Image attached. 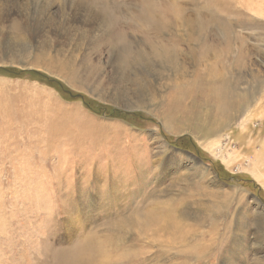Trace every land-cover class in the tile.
Returning <instances> with one entry per match:
<instances>
[{"label": "rangeland", "instance_id": "obj_1", "mask_svg": "<svg viewBox=\"0 0 264 264\" xmlns=\"http://www.w3.org/2000/svg\"><path fill=\"white\" fill-rule=\"evenodd\" d=\"M89 261L264 264V0H0V264Z\"/></svg>", "mask_w": 264, "mask_h": 264}, {"label": "bare ground", "instance_id": "obj_2", "mask_svg": "<svg viewBox=\"0 0 264 264\" xmlns=\"http://www.w3.org/2000/svg\"><path fill=\"white\" fill-rule=\"evenodd\" d=\"M163 22V21H162ZM255 81V80H254ZM226 85V84H225ZM237 85V84H236ZM249 85H251V86H253L252 88H251V91H252V89L254 88V90L256 89V83H254V85L253 84H249ZM260 84L258 83V86H259ZM240 86V85H239ZM247 87V86H246ZM249 88V87H248ZM242 90V89H241ZM258 90V89H257ZM257 92V95L259 94V91H256ZM255 92V93H256ZM223 94H224V90H223V92H222ZM244 93V92H243ZM260 95V94H259ZM251 99H255L254 97H251ZM224 103H223V111H224V113H225V115H226V117L227 118H229V116L231 115V112L235 109V107L237 108V106L235 105V103H233V102H230V99H228V98H226V96L224 97ZM246 103V102H245ZM239 104V103H238ZM241 106V105H240ZM239 107V106H238ZM245 109V108H244ZM241 110V109H240ZM235 112V111H234ZM244 114V113H243ZM236 115L237 114H234L233 115V117H236ZM196 117V116H195ZM208 129V128H207ZM206 131V130H205ZM209 132H211V130L210 129H208V133ZM181 215H184V216H188V217H190V218H192V219H196V217H197V215H198V213H196V212H193L191 209H189V208H186V209H184V210H182V212H181ZM96 261V260H95ZM87 264H95V262H93V261H89Z\"/></svg>", "mask_w": 264, "mask_h": 264}, {"label": "trees", "instance_id": "obj_3", "mask_svg": "<svg viewBox=\"0 0 264 264\" xmlns=\"http://www.w3.org/2000/svg\"><path fill=\"white\" fill-rule=\"evenodd\" d=\"M50 83H56L57 85H58V87H60V88H64L61 84H59V83H57L56 81H53V80H49V79H47ZM65 91H66V89H65ZM85 102H86V104H87V106H89L91 103L90 102H87L85 99H83Z\"/></svg>", "mask_w": 264, "mask_h": 264}]
</instances>
